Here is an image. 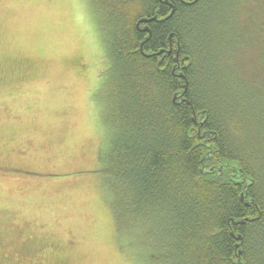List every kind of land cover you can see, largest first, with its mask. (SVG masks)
Returning <instances> with one entry per match:
<instances>
[{
	"label": "trees",
	"instance_id": "obj_1",
	"mask_svg": "<svg viewBox=\"0 0 264 264\" xmlns=\"http://www.w3.org/2000/svg\"><path fill=\"white\" fill-rule=\"evenodd\" d=\"M167 1L99 0L112 204L144 264H264V0Z\"/></svg>",
	"mask_w": 264,
	"mask_h": 264
},
{
	"label": "rangeland",
	"instance_id": "obj_2",
	"mask_svg": "<svg viewBox=\"0 0 264 264\" xmlns=\"http://www.w3.org/2000/svg\"><path fill=\"white\" fill-rule=\"evenodd\" d=\"M103 16L99 0H0V162L23 168L0 166V234L47 245L33 264L147 257L103 169L112 129Z\"/></svg>",
	"mask_w": 264,
	"mask_h": 264
},
{
	"label": "flooded vegetation",
	"instance_id": "obj_3",
	"mask_svg": "<svg viewBox=\"0 0 264 264\" xmlns=\"http://www.w3.org/2000/svg\"><path fill=\"white\" fill-rule=\"evenodd\" d=\"M145 22L141 23L140 26H145ZM141 26V27H142ZM82 70V66H79ZM1 161V160H0ZM1 167L10 169H23L17 166H11L7 162H0ZM0 234V263L4 264L10 262L11 264H25L39 262L47 257V245H27L28 243H17L9 238L1 237ZM51 248H56L50 245Z\"/></svg>",
	"mask_w": 264,
	"mask_h": 264
},
{
	"label": "water",
	"instance_id": "obj_4",
	"mask_svg": "<svg viewBox=\"0 0 264 264\" xmlns=\"http://www.w3.org/2000/svg\"><path fill=\"white\" fill-rule=\"evenodd\" d=\"M164 2L169 3L167 0H164ZM173 11H174V8H172V10H171V12L169 13V15H167L165 18H168V17L173 13ZM165 18H163V19H165ZM156 19H157V15H155V16H153V17H141V18L138 20V22H137V26L139 27L141 23H144V22H145L146 25H145L143 28H141V30H147V31L149 32V35L146 36V38L144 39V41H145L147 38H149V36H150V34H151L150 27H149V25H148L147 23H149V22L152 21V20H156ZM163 19H162V20H163ZM171 36H172V34L169 36V39H171ZM144 41H142V43H141V49H142V45H143V42H144ZM177 43L179 44L178 41H177ZM171 51H172V48H169V49H161V50L158 51V52H149V53H146V55H147V56H152V55H154V54H159V53L164 52L165 55L168 56V55L171 53ZM143 52H144V51H143ZM144 54H145V52H144ZM176 58H177V57H176ZM180 75L183 76L182 73H181ZM183 77H184V76H183ZM186 90H187V83H185V85H184V91H183V93H185ZM177 96H178V93L175 94L174 99H176ZM182 100L184 101V100H187V99H186V98H182ZM242 197H243V194H242ZM246 203H247V205H249V202H246ZM238 237H239V239H242V235H241V234H240ZM239 253H240V250H239Z\"/></svg>",
	"mask_w": 264,
	"mask_h": 264
}]
</instances>
